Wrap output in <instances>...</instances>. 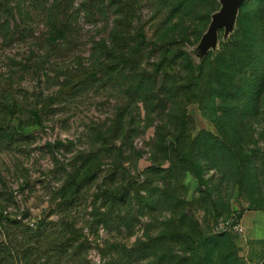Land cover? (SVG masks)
<instances>
[{"label": "rangeland", "instance_id": "obj_1", "mask_svg": "<svg viewBox=\"0 0 264 264\" xmlns=\"http://www.w3.org/2000/svg\"><path fill=\"white\" fill-rule=\"evenodd\" d=\"M47 4L48 62L0 34V264H264V0Z\"/></svg>", "mask_w": 264, "mask_h": 264}, {"label": "trees", "instance_id": "obj_2", "mask_svg": "<svg viewBox=\"0 0 264 264\" xmlns=\"http://www.w3.org/2000/svg\"><path fill=\"white\" fill-rule=\"evenodd\" d=\"M32 8H40L41 10L42 22H38V27L41 23L42 26H40L38 33L35 31L36 25H34ZM65 9L66 5L61 3V13ZM52 15L47 0H0V34L5 39H10L16 34L17 37L21 36L23 39L29 36L32 42L30 53L34 57V62H17V65H36V63L43 65L48 62L49 54H52L55 49L61 51L68 46L66 41L70 37L66 36L63 29L66 27L64 26L66 22L63 21L62 15L57 17ZM140 43L145 46L148 45V41L145 39H141ZM183 158L188 159L187 156ZM191 168L201 182L196 166L191 164ZM243 211L240 212L239 216Z\"/></svg>", "mask_w": 264, "mask_h": 264}, {"label": "water", "instance_id": "obj_3", "mask_svg": "<svg viewBox=\"0 0 264 264\" xmlns=\"http://www.w3.org/2000/svg\"><path fill=\"white\" fill-rule=\"evenodd\" d=\"M221 8L213 15L208 32L205 35V40H211L215 36L217 27L223 25L229 27L234 20L237 8L243 0H220Z\"/></svg>", "mask_w": 264, "mask_h": 264}, {"label": "crops", "instance_id": "obj_4", "mask_svg": "<svg viewBox=\"0 0 264 264\" xmlns=\"http://www.w3.org/2000/svg\"><path fill=\"white\" fill-rule=\"evenodd\" d=\"M240 220L248 235H264L263 211L245 209L241 214Z\"/></svg>", "mask_w": 264, "mask_h": 264}]
</instances>
